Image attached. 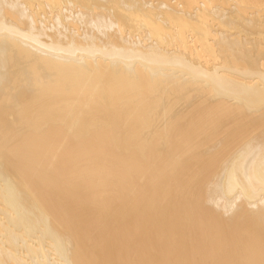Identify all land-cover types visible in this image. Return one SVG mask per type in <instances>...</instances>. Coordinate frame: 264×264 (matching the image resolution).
I'll use <instances>...</instances> for the list:
<instances>
[{
	"label": "bare ground",
	"instance_id": "1",
	"mask_svg": "<svg viewBox=\"0 0 264 264\" xmlns=\"http://www.w3.org/2000/svg\"><path fill=\"white\" fill-rule=\"evenodd\" d=\"M0 264H264V0H0Z\"/></svg>",
	"mask_w": 264,
	"mask_h": 264
},
{
	"label": "rangeland",
	"instance_id": "2",
	"mask_svg": "<svg viewBox=\"0 0 264 264\" xmlns=\"http://www.w3.org/2000/svg\"><path fill=\"white\" fill-rule=\"evenodd\" d=\"M213 207H215V209L217 208L216 206H213ZM237 210H240V207H239ZM237 210H236V212H238ZM236 214H237V213H236ZM234 215H235V214H234ZM232 216H233V215H232ZM232 216H231V218H232ZM242 218L245 219V217H242ZM241 221H243V220L241 219Z\"/></svg>",
	"mask_w": 264,
	"mask_h": 264
}]
</instances>
